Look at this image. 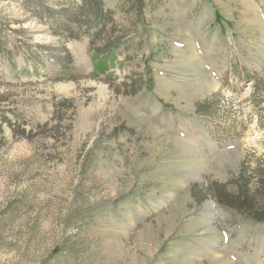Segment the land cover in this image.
I'll use <instances>...</instances> for the list:
<instances>
[{
	"label": "rangeland",
	"instance_id": "1",
	"mask_svg": "<svg viewBox=\"0 0 264 264\" xmlns=\"http://www.w3.org/2000/svg\"><path fill=\"white\" fill-rule=\"evenodd\" d=\"M0 45V264H264V0H0Z\"/></svg>",
	"mask_w": 264,
	"mask_h": 264
},
{
	"label": "trees",
	"instance_id": "2",
	"mask_svg": "<svg viewBox=\"0 0 264 264\" xmlns=\"http://www.w3.org/2000/svg\"><path fill=\"white\" fill-rule=\"evenodd\" d=\"M38 7H39L38 10L37 9H36L37 11L35 10L36 13L41 14L42 16L49 15L50 10L45 11V9L41 5H39ZM77 11L79 13H82V16L85 18V22H86L87 26L88 25L90 27L94 26V25L97 26V30L95 31L94 35H99L100 33L105 31V29H106L105 18H106L107 10L103 9V7H102V5H100L99 1L92 3V4L91 3L90 4H88V3L82 4L81 6H79L77 8ZM45 14H47V15H45ZM50 15H51V13H50ZM219 19H220V17L217 16L216 20H219ZM84 33H86V32L84 31ZM94 35L93 36L89 35L91 41H92V37L94 38ZM21 47L28 48V46H26V45H21ZM0 48H1V45H0ZM29 53L31 54V51ZM100 53L103 55H107V56L113 55V53L108 48H103ZM26 59H27V61H31V62H33L35 60L32 55L26 57ZM59 59H61V58H59ZM59 62L63 63L62 60H59ZM61 72L66 73V74H70L69 69H67L66 67L64 68V66H63V69H61ZM212 192L214 194L216 201L222 206H225V207L234 206V205H236L234 201H237L239 199H240V202H237V203H239L238 205H249V204H247L248 200L244 198V195L246 193L242 189V186H241V192L239 191L235 195H228L227 196V195H225L224 191L220 188H217V189L215 188V190L213 189ZM251 215L253 218L259 219V217L255 216V214H251ZM260 219H263V218H260Z\"/></svg>",
	"mask_w": 264,
	"mask_h": 264
}]
</instances>
